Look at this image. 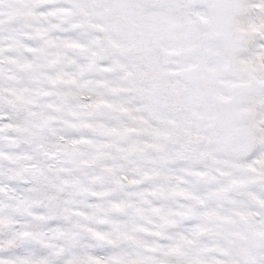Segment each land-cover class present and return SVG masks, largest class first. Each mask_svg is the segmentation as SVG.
<instances>
[{"label":"snow or ice","instance_id":"snow-or-ice-1","mask_svg":"<svg viewBox=\"0 0 264 264\" xmlns=\"http://www.w3.org/2000/svg\"><path fill=\"white\" fill-rule=\"evenodd\" d=\"M0 264H264V0H0Z\"/></svg>","mask_w":264,"mask_h":264}]
</instances>
